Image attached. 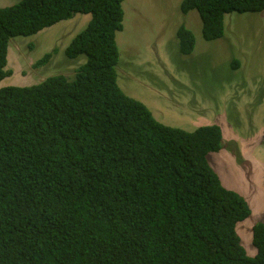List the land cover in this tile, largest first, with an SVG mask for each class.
Wrapping results in <instances>:
<instances>
[{"label": "trees", "instance_id": "16d2710c", "mask_svg": "<svg viewBox=\"0 0 264 264\" xmlns=\"http://www.w3.org/2000/svg\"><path fill=\"white\" fill-rule=\"evenodd\" d=\"M123 1L0 8V82L12 75L10 39L91 15L64 51L86 59L73 80L0 88V264H264V223L253 227L251 257L236 227L252 210L208 161L223 148L222 127L167 126L119 86ZM193 10L212 41L226 14L263 12L264 0L182 1L184 15ZM177 39L181 54L194 51L184 24Z\"/></svg>", "mask_w": 264, "mask_h": 264}, {"label": "rangeland", "instance_id": "374dc122", "mask_svg": "<svg viewBox=\"0 0 264 264\" xmlns=\"http://www.w3.org/2000/svg\"><path fill=\"white\" fill-rule=\"evenodd\" d=\"M19 1L0 0V8ZM182 1H123L124 28L116 34L118 84L167 126L222 127L223 148L208 161L222 185L252 210L236 230L253 257V227L264 223V11L226 14L223 37L206 41L199 13L184 15ZM90 20V14L77 13L35 35L10 39L6 70L12 75L0 88L36 85L58 73L73 80L86 59H69L64 51ZM183 24L196 38L190 55L179 51L177 30ZM47 53L50 60L36 66Z\"/></svg>", "mask_w": 264, "mask_h": 264}]
</instances>
